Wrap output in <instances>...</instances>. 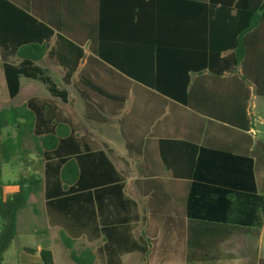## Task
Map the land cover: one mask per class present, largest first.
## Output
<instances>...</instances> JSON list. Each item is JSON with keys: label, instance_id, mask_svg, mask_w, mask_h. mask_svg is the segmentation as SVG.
Instances as JSON below:
<instances>
[{"label": "crops", "instance_id": "0c3cea01", "mask_svg": "<svg viewBox=\"0 0 264 264\" xmlns=\"http://www.w3.org/2000/svg\"><path fill=\"white\" fill-rule=\"evenodd\" d=\"M9 1L53 31L42 41L48 49L34 66L67 94V100L54 97L40 81L22 78L21 90L27 80L29 97L21 106L10 108H35L53 132L40 123L36 138L32 131L24 136L25 158L0 165V199L19 192L16 182L22 175L44 177L42 139L52 132L54 161L66 155L77 161L80 152H104L124 179L125 195L137 207L128 214L118 212V217L130 219L126 225L131 231L120 234L127 245L111 249L93 225L84 234L77 224L67 231L65 220L47 207L44 186L30 196L19 214L15 240L21 215L31 208L28 218H41L43 228L30 232L46 236L51 245L11 251L12 244L4 264H44L43 250L52 252L56 264V248H65L70 256L65 233L74 241L76 252L93 253L94 264H110L111 258L114 264H264V220L258 229L257 217L264 208L261 201L252 205L257 212L248 228L240 225L238 212L248 208L246 201L233 199L227 214L225 199L200 203L196 198L202 185L234 195L264 197V10L259 12L258 26L245 35V58L216 75L210 69L190 68L199 65L194 55H202L189 51L186 26L174 29L166 24L158 27L157 21L152 24L150 11L139 0ZM38 30L41 36L47 34L41 26ZM61 36L83 51L70 84L64 80L65 68L50 55ZM20 47L12 45L4 54L0 48L4 80L5 64L24 62ZM100 51L110 64L101 59ZM31 84L37 89H29ZM171 94L186 96L187 103L172 99ZM8 134L15 136V129L7 128ZM96 169L90 167L88 176H96ZM203 205L224 211L219 215L227 222L190 219L189 210L200 211ZM123 249L128 252L122 254Z\"/></svg>", "mask_w": 264, "mask_h": 264}, {"label": "trees", "instance_id": "16d2710c", "mask_svg": "<svg viewBox=\"0 0 264 264\" xmlns=\"http://www.w3.org/2000/svg\"><path fill=\"white\" fill-rule=\"evenodd\" d=\"M139 1L145 11H150L152 24L157 21L155 25L158 27L166 24L174 29H178L181 25L186 26L188 28L186 33L189 34L186 41L189 51L202 55H194L199 65L190 68L210 69L216 75L235 68L245 58V35L258 26L261 19L259 12L264 10V0H210L209 3L190 0ZM234 11H236L235 14H233ZM39 26L46 29V35L39 34ZM52 32L11 1L0 0L1 52L4 54L5 50L12 45L21 46L19 55L24 58L23 64L19 66L5 64L3 67L11 99L19 95L21 80L26 78L42 82L54 97H60L66 102L67 94L60 91L50 77L42 76V71L34 66V63L46 54L48 46L42 45V41L44 38L49 39ZM230 51H234L230 58L222 57L223 53ZM50 55L65 68L64 80L70 84L83 57L82 49L61 36ZM100 57L106 62L109 61L102 51H100ZM202 59L203 62H201ZM160 92L170 94L167 90L161 89ZM171 95L174 96V94ZM171 98L187 103L186 96ZM33 110L30 111L26 106L4 109L0 112V165L12 163L15 157L25 158L22 149L24 136L32 131L36 138L38 133L35 128L42 129L40 123L53 132L48 127L50 125L45 122V117L35 108ZM7 128L15 129L16 135H5ZM52 132L42 139L46 149V153L41 156L45 161L44 177L37 173L22 175L16 182L20 188L19 192L5 201L0 199V264H4L5 255L17 236L19 214L27 207L30 196L39 194L44 186L47 207L51 213L55 212L65 220L67 231L75 228L74 225L77 224L81 234H84L90 228L89 226L93 225V228H98L104 235L109 248L117 249L128 244V241L120 234L131 231L130 226L126 225L130 219L118 217V212L123 210L128 214L137 205L125 195L124 179L121 174L104 152H80L77 161L69 159V155H66L65 159L54 161L52 150L55 146ZM59 149L57 155L61 157ZM41 152L42 149H40V155ZM92 166L97 168L98 174L91 178L88 172ZM1 176L0 168V183ZM215 197L219 198L217 201L225 199L224 202L228 203V209L224 210L227 214L230 211L229 205L234 204L233 199L246 201L244 203L248 208L240 209L238 212L241 215L240 225L248 228L252 227L251 218L257 212L252 205L261 201L258 203H263L264 206V197H257L255 194L234 195L231 192L220 191L211 185H202L196 196L200 203ZM205 205L200 208V211L189 210V218L210 224L227 222V218L219 215L224 211H219L213 205H211L213 208L206 209ZM261 213L257 215L260 218L258 229L263 226L264 208ZM63 239L75 264H94L95 257L91 251L76 252L73 247L74 241L67 238L66 233L63 234ZM123 250L122 254L128 252ZM41 257L44 264H54L51 251L43 250ZM112 261L111 258L110 264H114Z\"/></svg>", "mask_w": 264, "mask_h": 264}, {"label": "rangeland", "instance_id": "374dc122", "mask_svg": "<svg viewBox=\"0 0 264 264\" xmlns=\"http://www.w3.org/2000/svg\"><path fill=\"white\" fill-rule=\"evenodd\" d=\"M27 80L23 81V87L19 94V96L15 99H10L8 96L7 87L5 84L4 77L0 73V111L10 108V107H17L21 106L27 99L29 92L26 90ZM56 83L60 84L61 81H59L56 78ZM37 86L35 84L29 85V89L35 90ZM31 208H28V210L24 211L21 215L20 219V228L18 231V237L13 242L12 250L16 251L20 249L21 246H28L31 248H37V245H44L47 247L49 244L51 245V242L46 238V236H41L38 234L37 236H33V233H31V229L34 227H37L38 229L43 228V220L41 218H33L30 217ZM27 215V216H26ZM28 218V219H27ZM24 220V221H23ZM56 252V264H74L71 262L69 252L65 248L59 247L55 249ZM9 255L7 254L6 261L8 262Z\"/></svg>", "mask_w": 264, "mask_h": 264}]
</instances>
